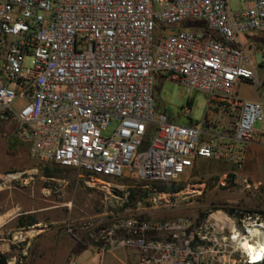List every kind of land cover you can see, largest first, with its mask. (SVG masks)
<instances>
[{
    "label": "built area",
    "instance_id": "1",
    "mask_svg": "<svg viewBox=\"0 0 264 264\" xmlns=\"http://www.w3.org/2000/svg\"><path fill=\"white\" fill-rule=\"evenodd\" d=\"M253 30L264 32V0H241L234 10L228 0H0V120L15 123L32 158L104 188L175 181L197 158L240 169L245 144L264 134V51L239 38ZM28 55L33 67L23 66ZM162 73L222 112L235 110L230 130L155 115L153 80ZM241 82L262 86L260 100L240 97ZM214 213L153 220L108 211L80 220L79 229L100 256L135 250L137 259L123 264H230L209 251L239 247L245 224L264 214ZM242 254L243 264H264V256ZM66 264H79L76 255Z\"/></svg>",
    "mask_w": 264,
    "mask_h": 264
},
{
    "label": "rangeland",
    "instance_id": "2",
    "mask_svg": "<svg viewBox=\"0 0 264 264\" xmlns=\"http://www.w3.org/2000/svg\"><path fill=\"white\" fill-rule=\"evenodd\" d=\"M228 4L234 10L240 7L241 0H228ZM189 21L198 25L201 22ZM239 38L264 51V32L247 31L240 33ZM256 60L260 61V54H256ZM33 64L32 56L24 57V67ZM258 75L264 83L261 67ZM261 90L262 86L241 82L238 95L260 100ZM152 95L155 115L164 114L171 122L180 125L202 122L205 129L215 131L231 128L235 110L222 112L217 104H210L204 93L188 89L165 73L154 77ZM186 106L188 114L183 111ZM115 125L111 122L103 135L109 136ZM259 127L257 121L254 128ZM8 129L13 130V125L0 120V204L10 202L13 197L20 199L21 215L0 227V253L7 256V264H66L70 252L76 253L80 264H99V256L90 251L96 252L89 247L92 240L88 232L79 229V221L108 211L153 220L175 217L201 220L216 210L264 214V134L245 144L246 157L240 169L221 160L201 159L175 181L143 188L145 195L128 180L113 182L109 188L91 185L84 182L85 178H79L80 172L74 168L40 162L30 156L29 150L27 157L19 154V148L6 135ZM164 184H172L177 191H160L158 188ZM132 189L135 197L131 200L128 196ZM28 215H33L37 223L18 226L19 221L28 220ZM225 235L211 232L218 239ZM84 248L87 249L79 253ZM123 251L130 250L119 252ZM209 252L214 257L225 255L230 264L232 260L234 264H243L242 260L239 262L243 254L237 246Z\"/></svg>",
    "mask_w": 264,
    "mask_h": 264
},
{
    "label": "crops",
    "instance_id": "3",
    "mask_svg": "<svg viewBox=\"0 0 264 264\" xmlns=\"http://www.w3.org/2000/svg\"><path fill=\"white\" fill-rule=\"evenodd\" d=\"M6 123L13 125V130L8 129V131L6 132V135H8L11 142H14L15 145L19 148V154H23L27 157L28 156V150H29V142L26 140H23L17 136V134L15 133V123L13 121H8ZM201 159L202 158H197L194 161V163L196 164ZM29 167L30 166H25L24 168H29ZM7 201H9V199ZM20 207H21L20 199H16L14 197L11 199L10 202H4V204L3 203L0 204V227H3L5 225V223H7V222H10V221L14 222L16 217L21 215L20 212L18 211L20 209ZM29 213L32 214L31 211ZM86 249L87 248H84L79 253L84 252ZM88 250H90V249H88ZM120 250H130V251H123V253H121V252H119ZM90 251H91L93 256H99V261H100L99 264H123V263L135 261L137 259V252L133 249L118 248V249L113 250L111 252H107L103 256H100V254L97 252H93L92 249ZM70 253H73L76 255V253H74V252H70ZM79 253H77V254H79ZM107 254L109 256H106ZM104 256H105V258H104Z\"/></svg>",
    "mask_w": 264,
    "mask_h": 264
},
{
    "label": "bare ground",
    "instance_id": "4",
    "mask_svg": "<svg viewBox=\"0 0 264 264\" xmlns=\"http://www.w3.org/2000/svg\"><path fill=\"white\" fill-rule=\"evenodd\" d=\"M214 217L220 219L219 213H214ZM245 227L249 234H245L240 238L237 237V235L234 236L237 239L239 238L238 246L240 250L256 261L259 259V257L264 256V221H262L260 224L248 222L245 224Z\"/></svg>",
    "mask_w": 264,
    "mask_h": 264
},
{
    "label": "trees",
    "instance_id": "5",
    "mask_svg": "<svg viewBox=\"0 0 264 264\" xmlns=\"http://www.w3.org/2000/svg\"><path fill=\"white\" fill-rule=\"evenodd\" d=\"M130 184L131 185H135L137 187L138 191L143 192L146 195V191H144L143 188H142V185H143L142 183L141 184L130 183ZM153 185L155 186L156 184H152L151 186H153ZM158 189L160 191L170 192V193H173V192L177 191V188L174 187L172 184L171 185L164 184V185L160 186ZM133 190L134 189L131 190V193L128 196L129 199H131V200L135 197V195L133 193L134 192ZM27 218H28V220L25 221V222L19 221L18 226H31V225L37 223L36 218L33 215H28ZM19 219H21V218H19ZM0 264H7V256L5 254L0 253Z\"/></svg>",
    "mask_w": 264,
    "mask_h": 264
}]
</instances>
